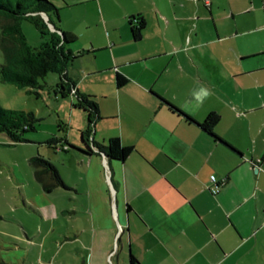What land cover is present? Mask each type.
Here are the masks:
<instances>
[{"label": "crops", "instance_id": "1", "mask_svg": "<svg viewBox=\"0 0 264 264\" xmlns=\"http://www.w3.org/2000/svg\"><path fill=\"white\" fill-rule=\"evenodd\" d=\"M94 26L81 43L56 27L74 36L69 66L84 58L76 76L65 68V95L86 98L95 112L89 150L79 140L85 115L77 140L55 138L43 155L64 186L45 192L33 177L35 210L51 221L68 214L51 260L264 264V0L98 4ZM201 89L211 93L202 103ZM210 114L217 139L197 126ZM112 137L130 147L122 160L96 148ZM76 141L80 149L66 147ZM209 175L221 183L216 194Z\"/></svg>", "mask_w": 264, "mask_h": 264}, {"label": "rangeland", "instance_id": "2", "mask_svg": "<svg viewBox=\"0 0 264 264\" xmlns=\"http://www.w3.org/2000/svg\"><path fill=\"white\" fill-rule=\"evenodd\" d=\"M10 1L12 5L19 1L24 6L32 2ZM48 1L59 9L58 19L50 11L44 13L45 17L38 14L47 30L53 31L47 22L49 18L50 24L53 22L52 26L59 30L60 27L72 29L79 43L84 42L98 29L94 26L98 4L115 6L119 2L123 4L129 2V0ZM1 22L2 19L0 24ZM9 23H15L29 47H37L43 42L44 37L25 18L16 17L9 20ZM1 31L0 29V63L7 60L5 48L9 49V45L6 42L16 40L15 34ZM17 50L18 44L15 46V52ZM83 61L84 58H81L72 66H69V63L67 76H76L72 68H77ZM60 81L63 82L60 75L55 72H47L38 78V83L34 87L17 88L13 84L0 81V106L31 113L34 119V129L23 132V140L20 142L10 143L5 134L0 133V264H41V261L56 264V261L61 260L60 256L51 260V246L59 237L62 239L66 236L68 214L64 211L62 215H58L59 219L51 221L35 210L32 201L40 187L33 179L32 167L28 163L29 156L35 154L43 156L47 151H51L52 143L48 144L49 140L64 136L70 140L78 138L76 126L80 124L81 119H85V113L80 109L71 108V104L76 102L75 98L59 95L57 85ZM64 86L67 88L66 83ZM69 144L80 149L77 141L75 144ZM61 194V200L66 206V194L65 192Z\"/></svg>", "mask_w": 264, "mask_h": 264}, {"label": "trees", "instance_id": "3", "mask_svg": "<svg viewBox=\"0 0 264 264\" xmlns=\"http://www.w3.org/2000/svg\"><path fill=\"white\" fill-rule=\"evenodd\" d=\"M53 12L56 16V8L48 0H32L30 5L24 6L19 1L14 5L10 0H0V24L1 33L15 34L16 40L6 42L9 49L5 48L6 59L0 63V81L13 84L17 88L34 87L38 82L37 79L44 76L47 72L58 73L63 82L58 83V93L65 96L68 92V86L71 84L65 77V68L76 56L72 55L67 47L74 41V36L70 33L59 31L53 26V31H48L45 24L41 21L38 14ZM16 17H23L31 22L38 32L44 37L43 42L37 47H29L25 44L23 36L19 33L15 23H9ZM50 23V19L47 18ZM142 20H138L137 25L132 28L131 34L133 39L139 37L142 28ZM1 35V34H0ZM18 44V50L15 52V46ZM66 83L67 88L64 86ZM114 83L120 87L125 83V78L115 74ZM173 110L177 109L168 105ZM72 108L80 109L86 115L87 126L80 133V142L89 150L84 142V135L89 129L91 123V112H95V106L84 97H77L76 102L71 105ZM180 113V112H179ZM183 115L182 113H180ZM188 120L189 117L183 115ZM217 116L210 114L200 124H197L203 131L211 137L217 139L212 133L211 126L216 121ZM34 119L31 113H25L21 110L14 111L0 106V133L5 134L10 143L20 142L23 140L22 133L34 129ZM53 139L48 141V144ZM66 147L75 148L67 144ZM102 151L108 158L122 160L130 151V147L120 145L117 137L109 138L104 145L96 147ZM28 163L32 167L34 179L41 185V188L48 192L56 186H64L48 159L35 154L28 158ZM134 259L130 256V264Z\"/></svg>", "mask_w": 264, "mask_h": 264}, {"label": "built area", "instance_id": "4", "mask_svg": "<svg viewBox=\"0 0 264 264\" xmlns=\"http://www.w3.org/2000/svg\"><path fill=\"white\" fill-rule=\"evenodd\" d=\"M204 2H206V0H204ZM208 182H209V185L207 186L208 192L210 194H216L219 190L221 183L214 177V175H209Z\"/></svg>", "mask_w": 264, "mask_h": 264}, {"label": "clouds", "instance_id": "5", "mask_svg": "<svg viewBox=\"0 0 264 264\" xmlns=\"http://www.w3.org/2000/svg\"><path fill=\"white\" fill-rule=\"evenodd\" d=\"M211 93L206 89H201L194 93L195 99L202 103L205 98H207Z\"/></svg>", "mask_w": 264, "mask_h": 264}, {"label": "water", "instance_id": "6", "mask_svg": "<svg viewBox=\"0 0 264 264\" xmlns=\"http://www.w3.org/2000/svg\"><path fill=\"white\" fill-rule=\"evenodd\" d=\"M40 15H42L43 17H45V14L42 13V12L40 13ZM48 25H49V27H50L52 30H54L52 24L48 23Z\"/></svg>", "mask_w": 264, "mask_h": 264}]
</instances>
